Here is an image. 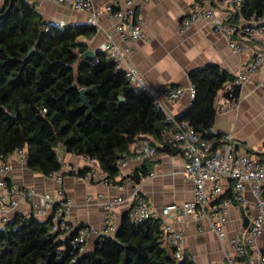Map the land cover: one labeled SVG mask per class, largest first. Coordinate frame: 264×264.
Instances as JSON below:
<instances>
[{"label": "trees", "instance_id": "obj_1", "mask_svg": "<svg viewBox=\"0 0 264 264\" xmlns=\"http://www.w3.org/2000/svg\"><path fill=\"white\" fill-rule=\"evenodd\" d=\"M8 3L4 0L0 9V157L24 151L27 168L48 177L61 169L58 147L95 160L112 185L125 179L138 185L156 161L145 159L119 179L118 162L136 139L159 141L173 130L163 109L133 86L104 51L94 59L82 58L87 51L82 39L91 37L93 28L65 24L59 29L43 21L27 0H12L9 10ZM238 19L247 24L264 19V0H241L229 21ZM188 78L195 95L175 119L211 139L207 131L215 120L217 95L233 77L208 65ZM157 151L176 153L167 147ZM77 229L69 233L65 223L53 232L50 220L16 214L0 228V264H192L185 254L176 259L174 249L162 244L159 219L133 222L124 213L112 236L97 238L85 251L71 243Z\"/></svg>", "mask_w": 264, "mask_h": 264}, {"label": "crops", "instance_id": "obj_2", "mask_svg": "<svg viewBox=\"0 0 264 264\" xmlns=\"http://www.w3.org/2000/svg\"><path fill=\"white\" fill-rule=\"evenodd\" d=\"M1 1L4 0H0ZM35 6L43 21L66 25H87L86 16L74 11L67 4H56L50 1L27 0ZM228 0H137L136 13L142 29L147 35V41L129 43L124 41L112 28V24L103 15L99 19L100 29L88 39H82L87 44V50L102 51V45L107 41L113 43L121 51L124 65L134 67L153 95L161 103L165 114L176 118L183 114L190 105L187 94L175 102H168L161 94V89L167 85L186 88L190 85L188 74L204 66L214 65L230 76L240 69L258 53L264 51V37L257 32L240 39L242 50L233 51L227 38L215 32L211 26L202 20L192 23L191 28L184 33L179 32L180 20L188 15L196 5L210 8L215 15L225 22H230L233 8ZM239 1V0H236ZM97 6H105L110 0H93ZM3 6V4H2ZM0 6V9L2 8ZM235 25H247L243 20L234 21ZM108 56V53L106 52ZM264 81V68L250 75L243 84L229 81L218 93L215 107L216 115L212 130L217 134L234 136L237 153H249L261 160L264 159V90L260 83ZM140 137L130 147V154L137 150ZM64 161L62 182L58 184L53 177H44L33 173L26 166V154L13 153L6 158L9 171L4 177L7 184L33 188L37 193H48L56 197L62 191V196L70 200V209L66 224L69 233L78 227L101 229L108 212L104 204L112 199L121 198L110 213L113 217L110 224L115 231L124 213L132 204L134 190L155 209L160 210L166 205H182L192 199V184L183 178V160L180 155L157 151L152 161L151 173L143 178L138 185L122 183L116 185L103 182H85L76 179L68 172L72 167L77 173L87 167L84 158L61 152ZM144 161V160H143ZM138 160L128 162L119 175L127 176L142 165ZM119 179V178H118ZM228 195V185L224 184ZM5 190L0 188V197ZM245 204L232 205L227 210L226 222L223 225L225 239L219 240L212 230L210 219L194 220L190 217L176 220L173 217H159L160 229L170 226L181 234V246L192 264H226L225 253L229 251V240L234 236H243L249 220L255 215V199L245 192ZM16 207L9 212L7 220L0 218V228L16 214L34 215L33 206L38 202L34 197L30 200H20L12 197ZM39 221L46 217L36 216ZM112 236V235H111ZM95 240L88 236L83 251L90 249ZM258 253H264V221L261 235L249 250L250 259L254 262Z\"/></svg>", "mask_w": 264, "mask_h": 264}, {"label": "built area", "instance_id": "obj_3", "mask_svg": "<svg viewBox=\"0 0 264 264\" xmlns=\"http://www.w3.org/2000/svg\"><path fill=\"white\" fill-rule=\"evenodd\" d=\"M41 1L69 5L74 11L84 14L87 25L93 29H100L99 19L104 15L106 20L112 24L114 32L129 43L148 40L137 17V0H110V3L105 6H97L93 0ZM227 3L233 8V13H236L241 0H228ZM197 20L205 21L215 32L224 35L228 40L229 47L235 52L242 50L240 39L255 32L264 37V19L238 26L220 20L212 9L196 4L191 12L180 20L179 32H186L191 28L192 23ZM55 25L59 29L65 26L62 22H57ZM101 50L107 52L108 57L116 63L119 69L124 71L125 77L133 86L145 92L158 107L162 108L156 95H153L150 89L144 85L138 71L127 64L122 66L121 51L110 42L109 37L102 45ZM262 68H264V51L258 53L245 67L240 69L233 76L232 82L243 84L250 75L256 74ZM260 87L264 90V81L260 83ZM161 94L166 101L175 102L185 94L192 100L195 90L191 84L186 88L167 85L161 89ZM166 121L171 123L173 130L163 135L159 141L151 138L142 139L137 150L132 153V157L128 155L121 156L118 162L119 170L125 169L131 160L135 159L142 162L145 159L155 158L158 148H170L180 155L183 160L182 176L192 184V199L182 205H166L157 211L134 190L132 204L127 212L129 219L133 222L168 216L176 220H183L187 217L194 220L210 219L213 220L212 230L217 234L219 240H224L223 225L226 222L227 210L234 204H245L244 195L248 191L255 199V215L249 220L242 237L236 235L229 240L230 249L225 253L226 264H264V256L261 253L257 254L254 262L249 256L251 246L263 230L264 159L261 160L249 153H237L233 135L220 134L215 138L203 139L184 122H178L168 114H166ZM55 152L61 169L50 175V177H53L60 184L65 163L61 154L62 150L57 147ZM14 153L22 154V151L17 150ZM84 161L89 169L84 175H76L77 170L75 167H71L68 172H72L79 181L110 184L106 180V174L99 168L95 160L84 158ZM8 171L9 166L0 157V188L5 190V195L0 197V218L6 221L9 212L16 207V202L11 200L12 197H17L20 200H30L37 197L38 202L33 206L34 215H44L46 220H50L53 232L64 228L71 203L69 199L62 196V191L59 190L57 196L53 197L48 193H37L30 187L8 185L4 178ZM120 176L117 178H120ZM124 183L131 184V180L125 179ZM225 183L228 185V195L225 194ZM122 186L118 187L121 188ZM121 201L122 199L118 197L106 202L104 208L109 215L104 219L101 229L79 227L73 235L71 243L79 245L81 251H83L88 236L97 239L113 235L115 227L110 224V219L113 217L110 211L115 204ZM181 239V234L170 226L164 225L161 228L160 241L164 246L174 249L176 259H181L183 256Z\"/></svg>", "mask_w": 264, "mask_h": 264}, {"label": "water", "instance_id": "obj_4", "mask_svg": "<svg viewBox=\"0 0 264 264\" xmlns=\"http://www.w3.org/2000/svg\"><path fill=\"white\" fill-rule=\"evenodd\" d=\"M11 6H12V0H9L7 10H9L11 8ZM95 53H96L95 51L87 50V51H85L82 54V58L83 59H94L95 58ZM80 99H81V101H82L83 104H86L85 97H84V92L82 90L80 91ZM120 101H121V99H120ZM207 134L209 135L210 138H215L216 135H217V133L215 131H213L212 129L208 130L207 131ZM70 264H73V262H71Z\"/></svg>", "mask_w": 264, "mask_h": 264}, {"label": "rangeland", "instance_id": "obj_5", "mask_svg": "<svg viewBox=\"0 0 264 264\" xmlns=\"http://www.w3.org/2000/svg\"><path fill=\"white\" fill-rule=\"evenodd\" d=\"M2 4H3V1H1L0 6H2ZM105 53H106V52H105Z\"/></svg>", "mask_w": 264, "mask_h": 264}]
</instances>
